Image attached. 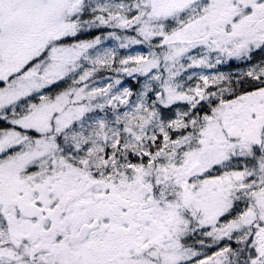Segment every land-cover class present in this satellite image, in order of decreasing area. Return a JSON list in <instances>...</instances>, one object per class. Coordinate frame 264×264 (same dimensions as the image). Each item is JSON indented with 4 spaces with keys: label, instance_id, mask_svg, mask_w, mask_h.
I'll use <instances>...</instances> for the list:
<instances>
[{
    "label": "snow or ice",
    "instance_id": "1",
    "mask_svg": "<svg viewBox=\"0 0 264 264\" xmlns=\"http://www.w3.org/2000/svg\"><path fill=\"white\" fill-rule=\"evenodd\" d=\"M0 264H264V0H0Z\"/></svg>",
    "mask_w": 264,
    "mask_h": 264
}]
</instances>
